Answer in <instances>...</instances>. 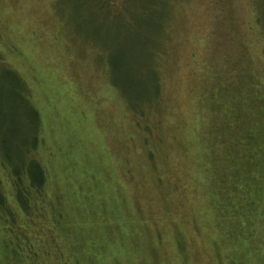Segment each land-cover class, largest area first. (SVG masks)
I'll list each match as a JSON object with an SVG mask.
<instances>
[{"label":"rangeland","instance_id":"374dc122","mask_svg":"<svg viewBox=\"0 0 264 264\" xmlns=\"http://www.w3.org/2000/svg\"><path fill=\"white\" fill-rule=\"evenodd\" d=\"M87 1L0 0V56L28 85L29 99L40 115L39 158L49 169L51 189L64 199L76 225L81 223L87 234L106 241V250L90 258L81 255L80 264H227L235 247L228 239L221 247L228 256L221 261L213 250L216 231L209 216L211 211L214 217L210 210L213 200L199 182L204 174L205 147L196 137L194 96L189 86L198 85L199 75L194 76L193 71L201 70L205 55H212L211 62L225 60L230 73L242 51L241 42L255 45L247 41L243 25L250 16L248 0H174L167 49L178 55L172 56L171 67L176 69L167 72L162 81L170 110L167 107L164 114L159 155L160 171L167 181L163 191L173 204L168 206L159 196L160 188L149 189L141 197L143 218L131 206V187L124 170L129 167L139 179L142 169L148 171L147 159L137 140L132 139L134 146L130 141L128 110L108 80L107 67L115 48L122 47L130 59L128 71L143 79L138 48L141 43L153 45L159 0H146V4L145 0L141 4L122 0L119 14H102L106 15L103 21L96 18ZM150 3L156 4L151 14L143 13ZM161 6V13L167 16L168 2ZM121 80L126 85L124 76ZM2 90L3 94L11 91L4 79L0 80ZM7 108L3 102L2 116ZM176 135L182 142L173 140ZM81 184L86 190L94 186L98 192L92 204L74 191H80ZM71 193H77V199L80 196L74 211L70 209ZM73 203L72 207L76 201ZM144 221L148 227L135 238ZM131 224L134 229L129 233ZM253 234L252 243L264 253V222L257 221ZM150 237L156 255L145 249ZM243 264H264V255H243Z\"/></svg>","mask_w":264,"mask_h":264},{"label":"trees","instance_id":"16d2710c","mask_svg":"<svg viewBox=\"0 0 264 264\" xmlns=\"http://www.w3.org/2000/svg\"><path fill=\"white\" fill-rule=\"evenodd\" d=\"M121 1L87 2L97 13L96 18L103 21L106 15L102 14H119ZM143 1L135 0L137 3ZM164 2L169 4L167 16L161 13ZM146 3L145 0L143 4ZM157 4L158 25L154 24L153 45L145 46V49L141 43L138 48L142 52L139 68L143 79L137 72L128 71L130 59L122 47L115 48L107 67L108 80L128 110L125 115L132 127L130 141L137 140L147 159L148 171L142 169L139 179L129 167L124 170L128 174L125 181L131 187V206L141 218V197L149 189L160 188L159 196L168 202V206L173 204L163 191L167 181L160 171L159 155L165 131L164 114L170 110L162 81L167 72L176 69L171 67L172 56L178 55L167 49L170 41L168 25L173 18L171 10L175 1L159 0ZM155 5L144 6L143 13L151 14ZM240 6L243 7V3ZM246 6L250 16L244 18L243 25L247 27V41H253L255 45L246 46L244 41L241 42L242 51L232 64L230 73L226 72L225 60L217 58L211 62L212 55H205L202 67L199 66L201 70L198 73L193 71L194 76L199 75L198 85L189 86L194 96L196 137L205 147L201 161L204 174L199 182L206 196L213 200L210 210H213L214 217L211 211L209 213L216 231L213 250L221 261L228 256L221 248L228 239L235 247L227 264L233 260L243 264V255H264L252 243L255 224L264 222V0H248ZM211 31L213 29L208 34ZM251 34L255 40L251 39ZM243 46L250 53L246 54ZM0 61V66L6 67L0 69V80L4 79L11 89L9 93L0 92V264H80L81 255L89 258L100 255L102 249L106 250V241L93 238V233L87 234L81 223L76 225L75 220L69 217L64 199L51 189L49 169L47 171L39 158L40 115L29 99L28 85L1 56ZM2 72L6 74L2 75ZM122 74L126 85L121 80ZM3 102L8 105L4 116L1 115ZM132 132L135 133L134 138ZM173 140L182 142L178 135ZM201 144L200 148L203 147ZM126 162L128 164L127 159ZM86 186L89 188V183ZM77 189L81 190H73L82 193L87 204H92L95 193H98L94 186L95 191L86 190L82 184ZM77 193L69 195V199L73 197L76 201L74 207L72 199L70 202L73 211L80 200ZM138 221L141 223L142 219ZM147 225L148 222L145 224L144 221L142 228H137L139 232L134 233L135 238L144 232ZM132 226L129 233H132L130 228L134 229ZM148 240L145 249L156 255L153 237Z\"/></svg>","mask_w":264,"mask_h":264}]
</instances>
